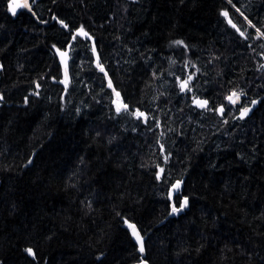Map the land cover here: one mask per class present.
Here are the masks:
<instances>
[{"label": "trees", "instance_id": "1", "mask_svg": "<svg viewBox=\"0 0 264 264\" xmlns=\"http://www.w3.org/2000/svg\"><path fill=\"white\" fill-rule=\"evenodd\" d=\"M32 9L0 0V264H136L129 225L149 264H264V97L226 101L264 94V0Z\"/></svg>", "mask_w": 264, "mask_h": 264}, {"label": "water", "instance_id": "2", "mask_svg": "<svg viewBox=\"0 0 264 264\" xmlns=\"http://www.w3.org/2000/svg\"><path fill=\"white\" fill-rule=\"evenodd\" d=\"M30 1H31V0H28L29 8H19V9L17 10V12H16L15 15H17L18 12H20V11L23 10V11H26L29 15H31V16L35 19L36 22H38V23H42L43 21L39 20L38 17L36 16L35 12L33 11V9H32V4L30 3ZM10 2H11V0H9V2H8V12H9L11 15H13L12 12L9 11V4H10ZM15 15H13V16H15ZM74 36H75V34H73L72 39L74 38ZM70 45H71V41L67 44L65 50H61V51H60V53H65V54H66L65 56H61V57H60L61 62H63L64 64H67V63H68V59H69V51H70ZM93 50H94V65H95V66H98L99 63H100V62H99V56H98V53H97V51H96L94 45H93ZM184 80H188L187 76H185L184 78H182L181 80H179V82H178V86H179V88H180V82H181V81H184ZM188 89H190V90H187V89H186L185 91H187V92H189V93H192V88L189 86V81H188ZM180 91H181V88H180ZM185 91H181V92H185ZM233 92H236V93H239V94H240V95H239V99L236 100L235 103H230L228 99H226V101H227V103H228L229 105H231V106H233V107L236 106V105L239 106V109H238L236 115L234 116V118H239V119H241V120H243V119H245L247 116H249V115L253 112V110L258 106V104L260 103L261 99L264 97V94H263V95H261V96H258V97H255V98H252V99L249 101V103L242 105V98L245 96V94H244L243 92L232 91V92H230V93L226 96V98L229 97V96H232ZM233 99H235V97H233ZM253 101H255V103H253ZM245 108L249 109V111L247 112L246 115L243 116V118H240V117H241V112H242V110L245 109ZM136 232H137L138 235L142 238L140 241H138L137 238H136V236H134V235L132 234V235H133V240H134L135 244L137 245V248H138V250H139V252H140V260H139V262H137L136 264H149L148 261L145 260V259L143 258L144 254H145V250H144V239H145L146 236H142L137 230H136ZM141 247H143V251H141Z\"/></svg>", "mask_w": 264, "mask_h": 264}, {"label": "snow or ice", "instance_id": "3", "mask_svg": "<svg viewBox=\"0 0 264 264\" xmlns=\"http://www.w3.org/2000/svg\"><path fill=\"white\" fill-rule=\"evenodd\" d=\"M229 2H231V0H229ZM19 8H29V3H28V0H11L10 4H9V11L12 12L13 15L16 14L17 10ZM222 14L227 17L228 13L225 11V12H222ZM63 23V22H61ZM229 23H231V21L229 20ZM233 27H236L235 25H232ZM65 27H67L65 25ZM81 33L84 34V35H87V33H83V30L81 29ZM241 35H243V33H241ZM75 38V37H74ZM177 43H181L179 41H177ZM59 51V50H58ZM61 56H65L66 54L65 53H60ZM99 67V65H98ZM101 70H103L101 68ZM191 76L188 77V80H191ZM188 80H184V81H181L180 82V88H181V91H185L186 89L187 90H190L188 89ZM109 87H111V82H109ZM239 93H236V92H233L232 96H229L227 97L226 99L229 100L230 103H235L236 100L239 99ZM116 96L119 97V93H116ZM233 97H235V99H233ZM197 106L199 107H206L208 102L207 101H201L199 99H194L193 101ZM253 103H255V101H253ZM127 105H119L117 106V112H120L121 111V108H123L124 110H127ZM220 112H223L224 109L223 107H221L219 109ZM249 111V109L245 108L242 110L241 112V117L240 118H243L244 115L247 114V112ZM138 115L140 116H143L144 114L143 113H138ZM179 185H180V182H177V184L173 185V188L174 189H178L179 188ZM187 205V199H185V202L184 204L181 205V208L185 207ZM180 209H177L175 207H173V213L175 212H178ZM130 228L133 229V235L136 236L137 240L140 241L142 238L138 235V233L136 232L135 230V226L134 225H129ZM26 251L29 253V255H33V252H32V249H26ZM141 251H143V247H141Z\"/></svg>", "mask_w": 264, "mask_h": 264}, {"label": "flooded vegetation", "instance_id": "4", "mask_svg": "<svg viewBox=\"0 0 264 264\" xmlns=\"http://www.w3.org/2000/svg\"><path fill=\"white\" fill-rule=\"evenodd\" d=\"M33 1H34V0H31L30 3L32 4ZM8 2H9V0H8ZM56 57H57L58 59H60V57H61V55H60V50L56 52ZM60 62H61V61H60ZM238 107H239V106H238Z\"/></svg>", "mask_w": 264, "mask_h": 264}, {"label": "rangeland", "instance_id": "5", "mask_svg": "<svg viewBox=\"0 0 264 264\" xmlns=\"http://www.w3.org/2000/svg\"><path fill=\"white\" fill-rule=\"evenodd\" d=\"M228 17V16H227ZM228 20L231 21L230 17H228ZM231 24L234 25V23L231 21ZM258 34L261 36V34L258 32ZM263 37V36H262ZM189 81V80H188ZM117 101H119V98H117ZM120 102V101H119Z\"/></svg>", "mask_w": 264, "mask_h": 264}]
</instances>
